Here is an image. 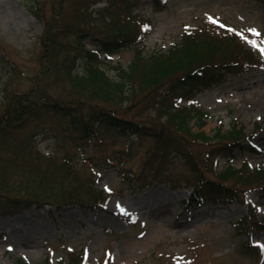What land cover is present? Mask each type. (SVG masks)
Here are the masks:
<instances>
[{
    "label": "rangeland",
    "instance_id": "obj_1",
    "mask_svg": "<svg viewBox=\"0 0 264 264\" xmlns=\"http://www.w3.org/2000/svg\"><path fill=\"white\" fill-rule=\"evenodd\" d=\"M127 22L135 24L145 55L168 53L181 42L185 26L244 31V46L264 48V0H0V111L11 97L35 88L59 99L79 95L84 104L78 121L47 117V134L34 137L35 148L24 149L31 157L37 151L43 155L32 164L35 174L27 176L32 166L21 167V160L15 159L16 168L4 162L14 160L17 144L28 143L35 128L13 131L0 146V264H15L16 259L60 264L71 254L82 256L85 264H264V193L254 181L244 182L227 171L239 169L244 161L264 165V64L227 72L199 85L190 102L179 101L208 114L192 122L194 134L204 133L206 141L175 132L165 124L166 115L162 122L174 145L146 138L130 159L123 154L126 139L109 135L110 123H91L99 127V135L81 144L85 151L77 147L81 140L65 137L81 132L95 105L126 119L162 114L152 101L166 86L152 92L138 86L129 99H115L114 91L78 92L63 70L74 65L75 57L89 59L91 51L98 57L94 65L114 77L116 64L126 67L135 48L130 44L111 55L100 54L96 38L115 37ZM48 25H54L53 33L62 26L70 29L54 34L56 41L67 44L53 60L54 71L45 51ZM82 33L87 36L79 49L76 38ZM211 59L217 62L219 56ZM174 77L166 74L165 82ZM235 126L244 135L233 158L212 155L215 147L235 140L228 136ZM129 138L132 142L136 135ZM249 144L257 152H247ZM64 154L72 157L69 169L61 166ZM91 155L111 161L97 165L85 160ZM45 175L42 187L24 189L28 179L41 182ZM246 176L252 172L247 170ZM210 182L221 183L220 193L231 189L238 196L213 200ZM90 185L97 195L92 196ZM197 186L204 199L193 196ZM22 235L30 238L28 246Z\"/></svg>",
    "mask_w": 264,
    "mask_h": 264
},
{
    "label": "trees",
    "instance_id": "obj_2",
    "mask_svg": "<svg viewBox=\"0 0 264 264\" xmlns=\"http://www.w3.org/2000/svg\"><path fill=\"white\" fill-rule=\"evenodd\" d=\"M133 19V16L130 17ZM54 25H48L47 35L44 37V43L47 45L45 51L46 54L50 55V71H54L57 63H53V60L57 57V52L60 49H65L67 44L62 41H56L54 34H60L64 26L59 30L61 32L53 33ZM135 24L127 22L126 26L118 27V32L115 37L98 39L96 52L106 53L111 55V53L126 47L130 44L134 46L135 53L131 62L124 67L123 65L116 64L115 70L116 74L114 77L107 76V72L98 69L99 67L94 65V59L97 58V54L89 51L91 56L89 59H80L79 57L73 58L74 65L68 69L64 68V72L68 79L70 78L72 84L78 89V92L85 91L88 89H95L92 91L100 92L105 95H110L113 91L116 92L115 99L118 97H123L124 99H129L131 95L130 91L136 90L138 86L142 89H150L149 92L155 91L156 88L166 86L161 89L158 96L152 101V104L159 108H162L161 115L152 116L144 118L142 120L136 118H122V116L111 112L112 108H107L105 106L95 105L91 111L85 115V123L81 126V132L74 135H69L65 137H71L75 141L81 140L77 147L86 150L82 147V143L93 142V139L98 137V129L96 125H92L93 122H106L110 123L109 135L119 137L127 144L126 149L123 154L125 157L130 159L134 157L137 148H140V144L143 139L152 138L156 139L161 145L172 146L174 144L169 141L171 138L166 134V126L168 124L172 127L175 132L182 135H189L192 138L206 139L204 133L194 134L192 128V121L198 118H205L208 116L207 113L201 112L200 110H193L192 108L184 107L179 105V100L186 99L191 100L192 94L195 92L197 87L200 85H206L208 81H214L220 77H223L227 72H234L243 70L245 68H251L253 66H261L264 64V57L261 55L260 47L254 46L256 50L247 45V50L243 45V40L248 38V34L245 32L237 30H224L220 32L218 30H204L200 28H194L190 26H185L182 33L181 42L175 45L172 50L166 54L153 52L150 55L144 54L145 45L142 44L143 39H139L137 35V30ZM135 30V32H134ZM69 28H65L62 34L68 33ZM86 34L82 33L77 35L76 44L80 47L85 44ZM253 44V43H252ZM245 50V51H244ZM241 53V54H240ZM219 56V60L214 62L211 58ZM240 56H245L241 58ZM81 63L83 65V70H78V65ZM80 64V67H81ZM49 71V69H47ZM171 73L175 77L170 81V83L165 82L166 74ZM136 81L138 83H136ZM95 85L97 87H93ZM160 89H157V91ZM177 98V99H176ZM175 99V102L172 100ZM167 102L172 104L168 106ZM173 102V103H172ZM83 102L79 95H68L66 97L53 98L50 95L42 94L38 89H32L26 94H16L11 97L7 102L4 109L0 111V146L4 145L5 139L9 137L13 131L25 130L28 126L35 128L31 131L28 138V143H25L26 139L17 144L16 147L20 145L17 153H14L16 157L12 156L14 160H4L6 166H11L13 168L19 167V164H14L16 160H21L20 166L26 167L28 165L32 166V170L26 172L27 176L34 173L36 167L33 163L42 160V154L36 152V157L30 156L26 153L25 148H35L34 137L36 139L40 138V135L45 136L47 134L46 126H43V122L47 117H69L74 121H78L83 115ZM130 114V113H129ZM126 114V115H129ZM166 115V122H162ZM165 123V124H164ZM131 134L136 135V139L131 142L129 136ZM231 135L229 137H234L235 140L222 147H215L212 155L221 156L225 159L233 158L234 152L239 144V139L244 135V132L240 127H234ZM199 135V136H197ZM223 132L219 130V136H223ZM243 138V137H242ZM131 142V143H130ZM171 146V147H172ZM247 152L254 151L257 152L255 148L249 146ZM22 156H29L28 160L22 158ZM31 157V158H30ZM89 157V156H88ZM16 159V160H15ZM92 159L91 161L97 165L103 163H109L111 160L109 158L102 161L96 158V156L91 155V157L85 160ZM96 159V160H95ZM117 157L114 158L116 161ZM61 166L69 169L72 164V157L69 154H64L60 157ZM10 167V168H11ZM247 170L252 172V176H246ZM228 172L231 174H239L238 178L245 181H254L258 187L262 188L264 193V165H259L258 167L249 166L247 162H244L241 168H229ZM45 182H47L46 175L44 180L41 182L34 180H27L24 183V189L37 187H42ZM212 188L209 195L213 196V200L217 197L234 200L238 196L237 190L227 189L225 192L220 193L217 186L221 185L219 182H210ZM198 185L204 186L201 182ZM26 187V188H25ZM93 193L97 195V192L93 187ZM47 192V190H46ZM45 192V193H46ZM105 192L104 190L102 191ZM193 196L198 199H204L205 195L201 194V186H197ZM211 196V197H212ZM218 198V199H219ZM201 201V200H199ZM261 224V225H260ZM259 225L263 226L264 222ZM82 256H76L71 254L67 263L60 264H85L81 261ZM81 261V262H80ZM110 261L103 262L102 264H109ZM15 264H31L23 259H16ZM41 264H49L47 261Z\"/></svg>",
    "mask_w": 264,
    "mask_h": 264
},
{
    "label": "bare ground",
    "instance_id": "obj_3",
    "mask_svg": "<svg viewBox=\"0 0 264 264\" xmlns=\"http://www.w3.org/2000/svg\"><path fill=\"white\" fill-rule=\"evenodd\" d=\"M146 202V201H145ZM142 203H144V201L143 202H141V204ZM22 239H21V242L24 244V245H26V246H28L30 243H31V240H30V238L29 237H27L26 235H22Z\"/></svg>",
    "mask_w": 264,
    "mask_h": 264
},
{
    "label": "snow or ice",
    "instance_id": "obj_4",
    "mask_svg": "<svg viewBox=\"0 0 264 264\" xmlns=\"http://www.w3.org/2000/svg\"><path fill=\"white\" fill-rule=\"evenodd\" d=\"M253 31H255V30H253ZM257 35H259V33H257ZM261 52H262V54H264V48L261 49Z\"/></svg>",
    "mask_w": 264,
    "mask_h": 264
}]
</instances>
